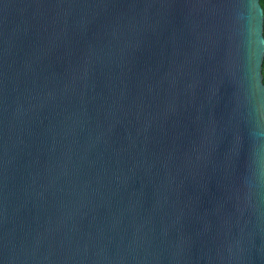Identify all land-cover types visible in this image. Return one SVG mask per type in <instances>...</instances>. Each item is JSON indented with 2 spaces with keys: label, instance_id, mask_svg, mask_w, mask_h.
<instances>
[{
  "label": "water",
  "instance_id": "water-1",
  "mask_svg": "<svg viewBox=\"0 0 264 264\" xmlns=\"http://www.w3.org/2000/svg\"><path fill=\"white\" fill-rule=\"evenodd\" d=\"M260 0H0V264H264Z\"/></svg>",
  "mask_w": 264,
  "mask_h": 264
},
{
  "label": "trees",
  "instance_id": "trees-1",
  "mask_svg": "<svg viewBox=\"0 0 264 264\" xmlns=\"http://www.w3.org/2000/svg\"><path fill=\"white\" fill-rule=\"evenodd\" d=\"M260 4L263 8V16H264V0H260ZM263 35H264V21H263ZM262 75H263V83H264V60L262 64Z\"/></svg>",
  "mask_w": 264,
  "mask_h": 264
}]
</instances>
